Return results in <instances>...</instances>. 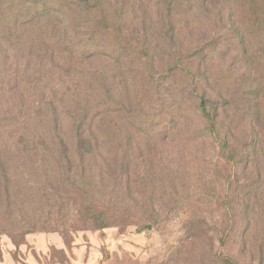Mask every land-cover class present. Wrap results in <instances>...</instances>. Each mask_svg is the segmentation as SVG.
<instances>
[{
    "label": "rangeland",
    "instance_id": "obj_1",
    "mask_svg": "<svg viewBox=\"0 0 264 264\" xmlns=\"http://www.w3.org/2000/svg\"><path fill=\"white\" fill-rule=\"evenodd\" d=\"M92 1L98 9L71 14L64 31V43L84 48L90 61L74 81L65 71L72 61L51 68V84L86 94L95 75L99 150L128 151L131 162L129 190L113 196L129 198L132 215L156 223L140 232L97 228L85 221L91 209L73 187L76 201L54 207L50 224L18 244L0 237V264H264V36L257 20L223 0H174L170 8L158 0ZM42 47L32 49L37 59ZM7 54L14 68L27 64L22 52ZM200 98L216 104L217 132L234 164L206 130ZM170 119L177 122L164 131ZM91 191L92 210L103 211L108 201Z\"/></svg>",
    "mask_w": 264,
    "mask_h": 264
},
{
    "label": "trees",
    "instance_id": "obj_2",
    "mask_svg": "<svg viewBox=\"0 0 264 264\" xmlns=\"http://www.w3.org/2000/svg\"><path fill=\"white\" fill-rule=\"evenodd\" d=\"M158 1L170 8L174 0ZM223 1L246 10L249 17L257 20L256 33L264 36V0ZM183 4H178V9ZM97 5L92 0H0V237L8 236L13 244L20 243L38 225L50 224L55 217L53 208L76 201L73 197L78 190L86 203L82 207L91 209L85 221L97 228L134 227L140 232L156 223L151 217L132 215L128 210L129 198L113 196L115 192L129 190L131 162L128 151L104 156L99 150L101 118L95 75L88 78L94 88L83 90L86 94L76 85L51 84L53 76L49 70L64 69L71 61L70 69L65 70L71 72V80L83 75L89 55L86 57L82 47L69 41L64 43V31L71 14L89 15L98 9ZM99 20L103 25L112 23L104 15H99ZM96 35L90 33L92 42ZM36 44L43 46L38 59V54L32 52ZM142 47L146 49L145 45ZM8 51L22 52L27 64L22 69L19 64L14 68L13 56ZM177 69L191 76L186 68ZM197 109L222 156L234 164L228 140L217 132L221 122L216 104H206L200 98ZM176 122L170 119L161 127L168 132ZM255 147L250 144L251 153ZM93 187L100 189L98 194L108 201L101 212L92 210L98 205ZM230 235L226 234L227 239ZM245 235L243 231L242 241Z\"/></svg>",
    "mask_w": 264,
    "mask_h": 264
}]
</instances>
